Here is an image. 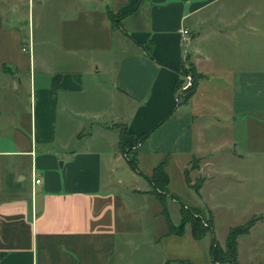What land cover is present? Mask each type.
Here are the masks:
<instances>
[{
	"label": "crops",
	"instance_id": "0c3cea01",
	"mask_svg": "<svg viewBox=\"0 0 264 264\" xmlns=\"http://www.w3.org/2000/svg\"><path fill=\"white\" fill-rule=\"evenodd\" d=\"M186 61L203 76L183 100ZM121 122L152 130L136 148L141 174L120 149ZM250 124L263 146L264 0H0V264H130L152 216L165 221L149 239L161 264H221L190 225L166 234L149 177L168 155L170 191L215 220L204 191L225 192L227 160L250 159L236 150ZM195 156L197 196L185 179Z\"/></svg>",
	"mask_w": 264,
	"mask_h": 264
},
{
	"label": "rangeland",
	"instance_id": "374dc122",
	"mask_svg": "<svg viewBox=\"0 0 264 264\" xmlns=\"http://www.w3.org/2000/svg\"><path fill=\"white\" fill-rule=\"evenodd\" d=\"M189 66L190 62L186 61L182 68L183 77L178 84L179 97L183 100L185 99L184 97L186 95V91L191 86L185 87L187 82L186 76L189 74L192 75V72L189 70ZM248 130L249 138L247 140H243L245 141L244 145L242 146L241 144V146H238L236 150L243 153L246 157L248 156L250 159L245 160L243 163L236 158L227 160V166H230V176L226 181L222 182H226L229 185L225 192L224 190H216L210 185H208L204 191L205 198H207L206 200L211 203V206L215 211V235L222 240H225L230 226L244 223L252 216L253 213H257L256 216L261 215V218H264V145H257L256 138L253 136V134H255L256 127L253 124H250ZM218 133L216 132L215 134ZM239 133H241L240 130H238V136ZM215 134L211 133V135ZM222 134L227 138L231 137L229 129L223 131ZM217 138H220V133ZM2 142L4 141H0V144H2ZM220 151H222V149L219 147L214 149V152H218L217 154H220ZM195 162L199 166L201 158L195 156L189 167H191L192 163ZM240 172H242V174L253 175L254 177H256L255 175L257 174L258 178L240 183L238 180V173ZM203 177L204 176L202 175L191 176V179L192 182H196L198 179ZM219 186H221V184H219ZM192 192L196 196L199 195L196 194L195 190H192ZM255 192L257 193L256 196L259 197V200L252 201L250 198ZM175 195L181 201L187 203L191 207H195L194 204L189 201L193 197L180 194ZM167 206L171 219L174 223L178 224L181 219L180 202H175L170 199L167 202ZM201 211L205 216H209V210L206 207H201ZM158 217L159 216H152L150 219L148 218L146 220L145 225L148 229L145 234L140 236L143 241H140L137 246L131 247L130 251L127 252L131 258L130 264H161L160 254L162 252L159 249L162 243H160V245L156 242L155 244L149 243L150 237L158 240L161 239V228L162 225L165 226V221L163 219L162 222V219L160 220ZM212 237L213 234L208 233L202 240L199 241L200 245L196 249L199 248L198 250L201 255H204L207 252L210 253ZM238 242L241 258L246 264H264V219L262 222L257 224L251 234L240 235L238 237ZM186 249H188V246H186ZM210 258L212 260L211 253Z\"/></svg>",
	"mask_w": 264,
	"mask_h": 264
},
{
	"label": "trees",
	"instance_id": "16d2710c",
	"mask_svg": "<svg viewBox=\"0 0 264 264\" xmlns=\"http://www.w3.org/2000/svg\"><path fill=\"white\" fill-rule=\"evenodd\" d=\"M110 17L113 25L124 31L121 26V16L110 11ZM149 47V46H148ZM189 70L192 72L193 81L189 89L186 91L185 100L191 98L196 92L202 73L198 72L194 65L190 63ZM179 84V83H178ZM119 146L125 154L128 162L134 170L141 174L138 168V153L136 148L141 142L146 140L152 130L144 132L140 137L131 132L126 123H118ZM169 156L166 155L155 167L153 174L149 177L151 189L149 190L162 204V214L165 217L168 231L167 235H182L186 231L187 225H190V231L194 239L202 240L208 233H212L213 237L210 245V253L212 260L221 264H242L238 258V237L250 232L252 226L262 216H252L241 224L231 226L227 232L225 245H222L215 235L214 215L209 210V216H205L201 208L191 207L187 203L181 201L174 193L170 191V175L167 170ZM194 160V159H193ZM192 160V162H193ZM197 163H192L190 168L185 169V178L188 185L200 195V188L204 182V178L192 182L190 176L191 168H196ZM169 199H176L180 202L181 219L178 224L174 223L168 211L167 202Z\"/></svg>",
	"mask_w": 264,
	"mask_h": 264
},
{
	"label": "built area",
	"instance_id": "2783aa9c",
	"mask_svg": "<svg viewBox=\"0 0 264 264\" xmlns=\"http://www.w3.org/2000/svg\"><path fill=\"white\" fill-rule=\"evenodd\" d=\"M180 31H181V34H182V41H183V42H187L188 39H189V36H190V31H189V29H187V28H182V29H180ZM23 49H24V50H27L26 47H23ZM186 77H187V82H186V84H185V87H188V86H190V85L192 84L193 77H192L191 74L187 75ZM35 182H36V183H40V178H36V179H35Z\"/></svg>",
	"mask_w": 264,
	"mask_h": 264
}]
</instances>
